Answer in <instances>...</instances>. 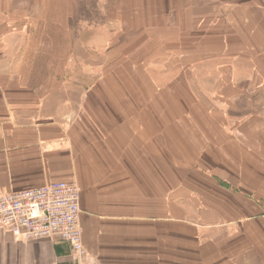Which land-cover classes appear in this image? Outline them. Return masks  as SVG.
Listing matches in <instances>:
<instances>
[{
  "label": "crops",
  "instance_id": "0c3cea01",
  "mask_svg": "<svg viewBox=\"0 0 264 264\" xmlns=\"http://www.w3.org/2000/svg\"><path fill=\"white\" fill-rule=\"evenodd\" d=\"M55 180L86 256L0 264H264V0H0V194Z\"/></svg>",
  "mask_w": 264,
  "mask_h": 264
},
{
  "label": "built area",
  "instance_id": "2783aa9c",
  "mask_svg": "<svg viewBox=\"0 0 264 264\" xmlns=\"http://www.w3.org/2000/svg\"><path fill=\"white\" fill-rule=\"evenodd\" d=\"M79 187L55 180L36 188L0 194V229L16 240L57 236L78 259L86 256L79 223Z\"/></svg>",
  "mask_w": 264,
  "mask_h": 264
}]
</instances>
